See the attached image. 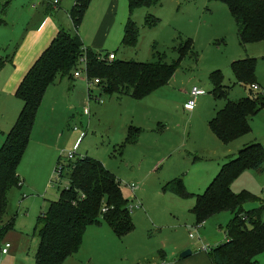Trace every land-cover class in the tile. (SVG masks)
<instances>
[{"label":"rangeland","instance_id":"obj_1","mask_svg":"<svg viewBox=\"0 0 264 264\" xmlns=\"http://www.w3.org/2000/svg\"><path fill=\"white\" fill-rule=\"evenodd\" d=\"M111 2L92 0L87 17L79 27L90 26L89 30L95 31ZM115 3L118 5L115 23L104 40L101 53H116V59L138 62H153L161 55L167 63L179 61L178 67L168 83L142 99L102 93L96 84L89 86L86 73L80 71L81 77L74 83L84 84L86 100H89L87 88L92 90L88 105H81L78 101L81 97L75 93V116L63 114L57 120L47 121L57 137L70 135L71 142L60 139L59 150L53 148L50 154L48 149L42 159L39 154L25 153L18 167L22 186L8 192L13 232L21 238L17 255L20 264H29L33 259L37 237L32 231L39 213L47 209L48 201L59 198L62 188L70 186V168L67 167L70 152L74 153L70 161L91 157L119 179L122 194L131 208L133 224L132 230L124 236L114 234L111 239L105 238L103 243L106 244L88 239L79 253L83 264H160L162 252L166 254L167 263L201 264L197 254L208 256V252L199 249L202 245L211 249L226 241L225 227L233 216L231 212H218L197 224L192 212L194 197L182 198L168 190L167 184L180 178L188 193H203L222 164L235 158L247 140L245 137H250L249 133L223 144L208 125L227 100L264 95V40L241 44L228 7L215 0H159L157 5L137 8L131 15L128 0H115ZM129 19L139 29L133 47L122 45ZM74 32L80 38V28ZM186 40L191 41V51L180 59L176 48ZM248 57L256 58L258 91L251 85L239 83L231 69L233 61ZM215 71L223 76L226 97L211 95L210 77ZM193 87L204 93L197 98L190 113L185 104ZM250 121V127L252 124L258 135L264 137V108ZM128 125L138 130L133 144H125L124 130ZM230 155L232 157L228 158ZM58 160L64 165L61 175L55 172ZM131 185L137 190L133 192ZM231 190L235 194L249 192L253 199L244 203L243 209L260 210L264 220V172L245 169L232 182ZM103 222L100 217L99 223L104 225ZM8 233L9 237L18 238ZM187 250L191 254L181 257ZM255 260V264H264V252ZM13 261L7 260L10 264Z\"/></svg>","mask_w":264,"mask_h":264},{"label":"trees","instance_id":"obj_2","mask_svg":"<svg viewBox=\"0 0 264 264\" xmlns=\"http://www.w3.org/2000/svg\"><path fill=\"white\" fill-rule=\"evenodd\" d=\"M10 0H5L0 10V25L6 23L5 10ZM92 0H75L70 11L75 30L83 20ZM224 3L233 17L240 43L264 40V0H215ZM159 0H128L129 14L137 8L157 5ZM147 21V20H146ZM155 23V20L153 21ZM138 27L128 20L122 45L136 44ZM191 41L186 40L176 48L180 59L191 51ZM86 52L87 79H98L102 93L129 95L142 99L162 87L175 73L179 61L167 63L161 55L153 62L106 61L101 55L84 47L77 32L59 30L50 44L27 70L20 81L15 96L22 101V108L15 123L0 146V241L14 226V218L6 219L8 192L21 185L18 167L28 147L36 115L48 87L60 76L72 77ZM235 79L244 85L255 83L256 58L235 60L231 63ZM211 94L226 97L223 76L212 73ZM89 96L91 91L89 90ZM264 108V95L255 94L238 100H227L209 121V129L223 144H228L251 131L250 119ZM138 130L130 126L125 144H133ZM264 148L252 143L239 150L235 158L223 164L201 194L188 193L180 178L167 184L168 190L182 197H194L192 212L197 224L221 211L233 215L225 227L226 241L211 248L208 256L212 264H255L256 257L264 252V220L260 210L245 211L244 203L253 199L247 192L235 194L232 182L245 169L261 170ZM70 186L62 188L57 200L48 202L45 212L37 217L33 235L38 244L34 264H63L81 247L84 232L89 225L100 222V217L113 233L122 237L132 228V219L119 179L96 159L88 156L69 161ZM64 165L58 160L55 172L60 175ZM106 208V211H102ZM250 226V227H248Z\"/></svg>","mask_w":264,"mask_h":264},{"label":"crops","instance_id":"obj_3","mask_svg":"<svg viewBox=\"0 0 264 264\" xmlns=\"http://www.w3.org/2000/svg\"><path fill=\"white\" fill-rule=\"evenodd\" d=\"M4 2L5 0H0V10ZM74 4L75 0H10L4 13L6 23L0 25V146L3 143L6 134L15 123L22 108V101L15 96V91L23 76L42 51L50 44L59 30L63 29L69 33H74L75 28L70 17V11ZM117 7L118 5L115 3V0H112V2L106 7L95 31H90V26L87 28L82 25L78 27V29L80 28V38L84 47L93 51H99L100 55L108 54L107 52L106 54L101 53L104 51L101 47L107 34L115 23ZM85 13L86 14H84L83 17L84 20L88 14L87 12ZM114 54L117 58L116 53ZM80 77H75L74 74L71 78L67 76H60L56 79L54 84L48 87L36 115L35 123L31 131L30 141L25 151L26 154H31L33 152L39 154L42 159L47 155L48 149L50 150V154L53 148L59 150L58 143L60 139L64 138V142L68 144L71 142L72 137H70V135L57 137L55 130L49 126V123L59 119L63 116V114L67 117L75 116V113H73L75 93H78L82 98V100H80L81 98L78 100L79 103L81 102V105H88L89 100L92 97L89 96V90H92L90 87L87 88L89 100H86L83 93L84 84L79 83V81H75L74 83V80L79 79ZM73 83L74 85L72 87ZM66 95H68V97H64ZM200 96H198V98ZM61 97H64L63 101H61ZM194 108L190 111V113L194 110ZM47 121L49 123H47ZM130 126L133 125L126 126L124 130L126 134ZM249 133L250 135H246L250 137H245L247 140L243 143V147L252 143H259L264 148V137L262 135H258L252 124L251 131ZM243 147L239 148V150ZM26 154H24V156ZM230 157H232V155L228 156V158ZM223 159V161H225L226 158L224 157ZM255 171L263 173L264 164L261 170ZM19 179L21 182L20 186H22L23 180L20 176ZM136 190L137 187L134 191ZM8 208L9 206L7 204L6 219L9 220L12 216L9 215ZM45 211L40 212L39 215ZM103 223L104 225L97 223L98 225L92 224L86 228L80 249L77 253L68 257L63 264H83V259L79 253L88 239H94L99 244H106L103 243L105 238L111 239V235H114V233L105 222ZM7 233L2 238L3 240H1V242H4H2L3 245L0 248V264H10L7 262L8 259L14 260L11 264H20L17 255L21 247V238L16 235V232H13V228L9 231V233L15 234L18 237L17 239L16 237L15 239L9 237ZM5 243H9L10 247L6 253H2L1 249L4 247ZM37 244L38 239L33 249V259L29 264H34V254ZM197 256L201 261V264H212L209 256L206 257L203 253H199ZM160 258L162 261H166V254L162 252L160 254Z\"/></svg>","mask_w":264,"mask_h":264},{"label":"built area","instance_id":"obj_4","mask_svg":"<svg viewBox=\"0 0 264 264\" xmlns=\"http://www.w3.org/2000/svg\"><path fill=\"white\" fill-rule=\"evenodd\" d=\"M55 3H56V1H55ZM99 58H101V59L105 58L106 61H112L116 58V56L114 53H109L105 56L101 55ZM79 67L77 68V70H75L74 76L80 77L81 76L80 71H83L84 73H86V76H87V58H86V52L85 51H84L83 56L80 58V66ZM98 82H99L98 79H94L92 81L88 80V85L90 86L91 84H97ZM251 88L253 90H257V91L259 90L258 85L255 83L251 85ZM203 93H204V91L202 89H199L197 87H193L189 93L190 98L187 100V102L185 104V108L188 109L189 111H191L196 105L198 96L202 95ZM97 100H98V102L102 103L101 99L98 98ZM67 158L69 159V161L72 160L74 158V153L70 152L68 154ZM58 175H59V173H58ZM130 188L132 191H134L136 189V187L134 185H131ZM128 210L131 212L130 207H128ZM102 211H106V208H104ZM189 236L193 237L192 234H190ZM9 247H10V244L5 243L4 247L1 249L2 253H6L8 251ZM199 249L203 252H208L210 250V249H208V246H206V245H202ZM160 264H168V263L163 260Z\"/></svg>","mask_w":264,"mask_h":264},{"label":"water","instance_id":"obj_5","mask_svg":"<svg viewBox=\"0 0 264 264\" xmlns=\"http://www.w3.org/2000/svg\"><path fill=\"white\" fill-rule=\"evenodd\" d=\"M190 254H191V251L190 250H187V251L183 252L180 256L181 257H185V256H188Z\"/></svg>","mask_w":264,"mask_h":264}]
</instances>
